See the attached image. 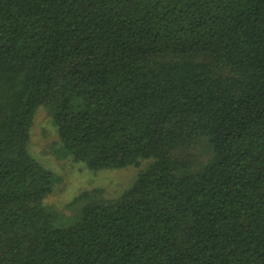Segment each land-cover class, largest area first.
<instances>
[{"label":"trees","instance_id":"obj_1","mask_svg":"<svg viewBox=\"0 0 264 264\" xmlns=\"http://www.w3.org/2000/svg\"><path fill=\"white\" fill-rule=\"evenodd\" d=\"M60 154L145 165L45 205ZM0 264H264V0H0Z\"/></svg>","mask_w":264,"mask_h":264},{"label":"rangeland","instance_id":"obj_2","mask_svg":"<svg viewBox=\"0 0 264 264\" xmlns=\"http://www.w3.org/2000/svg\"><path fill=\"white\" fill-rule=\"evenodd\" d=\"M60 139L52 120V113L44 106L38 107L30 129L28 150L46 168L54 173L52 191L44 203L57 213V225L66 226L74 221L76 205L66 207L76 195L94 188H102L105 198L119 196L128 188L145 165L120 169L93 171L76 162L71 156L60 154Z\"/></svg>","mask_w":264,"mask_h":264}]
</instances>
